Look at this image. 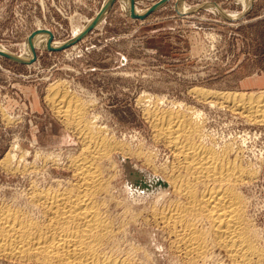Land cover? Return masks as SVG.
Returning <instances> with one entry per match:
<instances>
[{
    "label": "rangeland",
    "instance_id": "rangeland-1",
    "mask_svg": "<svg viewBox=\"0 0 264 264\" xmlns=\"http://www.w3.org/2000/svg\"><path fill=\"white\" fill-rule=\"evenodd\" d=\"M104 1L0 0V45L19 57L24 41L37 29H48L52 41L65 42ZM157 1L135 0V9L144 12ZM179 3L187 9L181 12ZM238 3L169 0L140 21L131 19L116 0L86 37L64 50L34 49L36 58L26 65L0 56V202L16 203L18 196V204L32 182L48 186L71 177L65 162L85 145L49 104L54 86L86 104L83 117L127 150L126 155L111 152L107 164L113 188H108L106 200L114 225L123 224L120 246L135 250L138 264H182L168 249L165 233L150 220L153 206L172 197L161 184L163 173L156 170L170 163V151L153 138L146 114L156 107L200 112L204 142L217 149L242 144L239 159L256 169L242 194L264 242V125L250 122L222 100H204L191 91H264V0H251L247 10ZM15 144L22 153L17 151L16 160L10 161ZM145 155L151 165L144 162ZM2 159L18 165V171L4 167ZM0 264L18 263L0 258Z\"/></svg>",
    "mask_w": 264,
    "mask_h": 264
},
{
    "label": "bare ground",
    "instance_id": "bare-ground-1",
    "mask_svg": "<svg viewBox=\"0 0 264 264\" xmlns=\"http://www.w3.org/2000/svg\"><path fill=\"white\" fill-rule=\"evenodd\" d=\"M118 1L129 14V0ZM236 1L244 10L251 3V0ZM178 6L181 12L187 9L182 3ZM212 7L222 14L216 6ZM135 12L142 14L143 10L135 9ZM89 22L87 20L82 28L73 31V35L80 33ZM48 42V34L40 31L33 37L32 46L34 49L47 50ZM51 42L52 47L64 43ZM0 52L24 61L33 56L27 40L19 57L1 45ZM191 91L204 100L211 97L222 100L233 110L245 114L250 122L264 125V91L211 93L199 88ZM49 93V104L76 131L78 139L85 146L75 157L70 159L67 156V164L63 163L66 171L71 172L70 178L58 179L48 186H37L32 182L18 204V196L17 200L13 199L16 203L12 200L0 202V258L18 264L140 263L133 255L135 250H122L124 247L120 246L122 243H119L118 233L123 224L120 223L121 228L118 223L119 226H115L107 210V190L113 188L107 163L114 150L126 155L125 146L114 141L112 136L104 135L93 120L83 117L86 104L84 106L82 102L73 100L59 87H51ZM157 109L147 110L146 114L153 128V138L170 151V163L156 170L163 173L165 179L162 178V183L159 181L166 189H170L172 197L165 203L163 201L164 205L160 207L153 206L150 220L165 233L168 249L182 264H264V242L247 213V200L242 194V188L255 177L256 169L249 166L250 162L245 166L242 163L244 159H239L238 152L242 144L217 149L204 142L205 128L201 124L200 112ZM13 148L10 154L7 153L10 161L15 159L19 151L16 144ZM142 153L136 154L142 156ZM143 158L146 164H150L149 155ZM2 160L4 167L18 171V165Z\"/></svg>",
    "mask_w": 264,
    "mask_h": 264
},
{
    "label": "water",
    "instance_id": "water-1",
    "mask_svg": "<svg viewBox=\"0 0 264 264\" xmlns=\"http://www.w3.org/2000/svg\"><path fill=\"white\" fill-rule=\"evenodd\" d=\"M116 0H105L103 5L101 6L100 10L98 11V13L90 20L89 24L86 25V27L77 35H75L74 37L68 39L67 41H65L62 45H60L59 47H52L51 46V41L53 39V34L48 30V29H37L36 31L32 32L29 36L27 41L29 42L30 45V49L31 52L33 54L32 59L28 60V61H24L21 60L17 57H14L12 55H9L7 53H3L0 52V56L4 57L8 60H11L14 63H18V64H31L34 62L35 58H36V51L34 50L33 46H32V39L35 36V34H37L38 32H46L49 36V42L47 44V51H52V52H58L61 50H64L76 43H78L80 40H82L84 37H86L101 21V19L105 16V14L107 13V11L111 8V6L113 5V3ZM169 0H159L156 3L152 4L148 9H146L142 14H138L135 12V0H129V14L128 16L133 19V20H140L143 21L145 20L150 14H152L153 12H155L157 9H159L161 6H163L164 4H166Z\"/></svg>",
    "mask_w": 264,
    "mask_h": 264
}]
</instances>
